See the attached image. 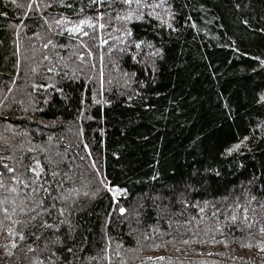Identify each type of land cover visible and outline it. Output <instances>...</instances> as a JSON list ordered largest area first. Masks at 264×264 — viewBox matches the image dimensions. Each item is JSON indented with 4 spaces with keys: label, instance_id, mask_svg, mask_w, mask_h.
Here are the masks:
<instances>
[{
    "label": "trees",
    "instance_id": "16d2710c",
    "mask_svg": "<svg viewBox=\"0 0 264 264\" xmlns=\"http://www.w3.org/2000/svg\"><path fill=\"white\" fill-rule=\"evenodd\" d=\"M0 264H264V0H0Z\"/></svg>",
    "mask_w": 264,
    "mask_h": 264
},
{
    "label": "snow or ice",
    "instance_id": "6c2138e0",
    "mask_svg": "<svg viewBox=\"0 0 264 264\" xmlns=\"http://www.w3.org/2000/svg\"><path fill=\"white\" fill-rule=\"evenodd\" d=\"M120 211H121V213H123V212H124V209H123V208H121V209H120ZM14 246H15V245H13V247H14Z\"/></svg>",
    "mask_w": 264,
    "mask_h": 264
}]
</instances>
